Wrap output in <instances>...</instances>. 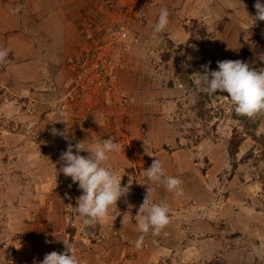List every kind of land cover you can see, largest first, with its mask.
I'll return each instance as SVG.
<instances>
[{"label": "crops", "instance_id": "crops-1", "mask_svg": "<svg viewBox=\"0 0 264 264\" xmlns=\"http://www.w3.org/2000/svg\"><path fill=\"white\" fill-rule=\"evenodd\" d=\"M116 1L117 5H125L128 0ZM151 1L148 18L136 25L143 43L131 55V69L121 70L118 76L133 96L130 109L124 111L89 98L77 104L64 102L75 77L71 58L81 46L80 33L74 34L76 20L93 12L94 6L98 12H105L102 5L105 0H0V48L10 50L0 63V104L3 98L8 102L2 105L3 109L0 107V116L6 110L4 114L13 117L12 122H5L8 136L0 162L6 159L5 164H10L5 171L8 196L19 197L4 206L9 241L0 242V264H40L45 254L64 252L63 240L71 239L81 264H93L96 254L91 260L89 252L83 253L82 249L94 247V251L100 252L99 243L104 245L103 256L98 255L101 264H162V261L182 264L175 261L189 251L190 247L184 243L190 241L198 243L192 249L200 259L199 248L206 239L200 236L201 231L189 235L201 221H191L190 215L183 213L190 211L185 192L176 197L164 185L150 181L145 172L159 159L165 173L179 178L185 191L186 175L176 169L184 164L182 149H176L168 141L160 142L168 139L164 128L169 123L164 121H168L170 111L171 98L167 97L170 88L153 89L141 84L145 79L157 81L156 77L142 75V70L151 68L152 56L157 57L167 41L178 45L188 40L186 17L193 11L202 13L203 4L209 1ZM67 3L76 5L70 9ZM80 3L90 5L78 9ZM165 7L170 13L168 26L155 33L159 12ZM106 139H112L119 150L109 154L105 166L122 178L121 186H126L128 192L110 207L107 218L85 225V218L75 209L82 190L60 171L63 167L60 155L69 142L75 145L84 141L86 147H92ZM134 178L137 182L132 184ZM16 179L22 182L18 187L11 185ZM147 187L154 190L152 200L166 203L175 215H170V223L158 235L146 234L138 249L135 243L142 233L136 223L137 214ZM39 212L44 215L43 220L38 218L44 234L39 244L34 245L36 238L20 237L19 231L11 228L30 230L36 220L34 215ZM69 227L70 233L66 231Z\"/></svg>", "mask_w": 264, "mask_h": 264}, {"label": "rangeland", "instance_id": "rangeland-1", "mask_svg": "<svg viewBox=\"0 0 264 264\" xmlns=\"http://www.w3.org/2000/svg\"><path fill=\"white\" fill-rule=\"evenodd\" d=\"M144 1L151 4L152 8L151 0ZM207 1L209 2L203 4L202 13L193 11L190 17H186L189 23L184 28L188 33V40L178 45L167 41L163 49L159 50L157 57L152 56L151 68L142 70V75L157 78V81L153 79L151 82L145 79L141 84L142 87L170 88L167 95L171 98L170 107L168 106L170 111L168 121H164L169 123V126L164 128V133H168V139L163 138L160 142L163 144L168 141L176 149H182L184 164L181 167L176 165V169L183 170L186 175L183 184L185 199L190 210L183 213H188L191 221H201L200 225L192 227L189 235L201 231L200 236L206 239L199 248L200 259L192 249V245L196 246L198 243L190 241L184 243L185 246L190 247L189 251L175 262L264 264V251H261L264 247V146L261 142H256L245 135L243 127L245 116L235 113L226 92L209 94L194 84L197 73L203 70L202 65L211 62L210 70H217V61H243L244 48L256 45L260 36L264 34V21L254 19L256 0ZM116 2V0H105L102 4L105 12H98L94 6L93 12L86 13L76 20L74 34L80 33L82 39L81 28L86 19L92 16L102 17L105 22L112 18L111 20L116 22L121 20L128 23L132 45L130 52L124 54L115 68V74L119 71L117 74L119 76L121 70L131 69L129 66L131 55L135 47L143 43L136 25L146 21L148 17L145 20L129 23L126 21L127 10L124 5H117ZM75 5V3H67L70 9ZM87 5L90 4L80 3L78 9ZM260 68H264V64L258 67ZM126 89L129 93L128 110L133 96L127 87ZM3 104L8 105L7 98L2 99L0 107ZM5 111H1L0 116V138L3 140L8 136L5 122L7 120L12 122L13 119L7 117ZM234 135L237 136L234 138ZM257 136L264 137V119L260 121ZM232 140L242 141L236 153H232L235 150L232 149L234 148ZM4 146L5 142L4 144L0 142V153L4 151ZM5 160L2 159L0 162V242L9 241L8 227L5 225L7 213L4 206L15 198L19 200L18 196H8L9 183L6 178L8 172L5 171L9 170L10 164H5ZM15 168L18 170V165H15ZM11 169L13 168L10 167ZM131 181L132 184L137 182L136 179ZM14 182L11 185L16 187L22 183L18 179ZM174 203H177V199ZM176 208L175 205L173 211ZM171 214L175 215L170 210ZM34 216L36 220L32 222L30 230L28 227H16L11 230L19 231L20 237L31 235L33 239L36 238L34 245H37L39 238L44 234V228L40 224L42 221L38 218L43 220L44 215L43 212H39ZM66 231L70 233L72 228L69 227ZM70 241L72 243V239ZM98 247L103 248L104 245L99 243ZM101 248L100 252L94 251V247L90 250L82 248L80 250L82 249L83 253L89 252L88 258L91 255V260L96 254L93 264H101L98 261V255L103 256ZM96 249L99 250L97 247ZM166 260L171 262L169 258Z\"/></svg>", "mask_w": 264, "mask_h": 264}, {"label": "clouds", "instance_id": "clouds-1", "mask_svg": "<svg viewBox=\"0 0 264 264\" xmlns=\"http://www.w3.org/2000/svg\"><path fill=\"white\" fill-rule=\"evenodd\" d=\"M254 7L255 21H264V3L256 0ZM169 15L166 7L161 8L154 27L155 33L165 30ZM9 51L7 48H0V63L6 60ZM210 63L202 65V72L197 73L194 79L197 88H202L209 94L226 92L238 115L254 118L264 113V68L253 69L241 60H223L217 61L218 70H210ZM118 150V145L112 139L96 142L92 147H86L84 141H78L75 145L69 142L67 150L60 155L63 162L60 171L70 177L73 183H78L79 189L82 190L75 209L85 218V225H92L107 218L110 207L116 205L128 192L126 186H121L122 178L105 166V162L110 159L109 154ZM81 152H87L88 155L83 156ZM145 172L150 181L164 185L167 191L174 193L176 197L184 195L182 181L167 175L159 159H155ZM153 191L147 187L137 214L139 218L136 223L142 233L135 243L138 249L142 246L146 234L158 235L170 223L169 206L166 203H155L151 198ZM63 243L64 252L47 253L40 264H81L71 241L63 240Z\"/></svg>", "mask_w": 264, "mask_h": 264}, {"label": "built area", "instance_id": "built-area-1", "mask_svg": "<svg viewBox=\"0 0 264 264\" xmlns=\"http://www.w3.org/2000/svg\"><path fill=\"white\" fill-rule=\"evenodd\" d=\"M124 8L127 10L126 21L132 23L145 20L151 4L130 0ZM111 19L105 22L102 17L92 16L84 22L80 49L71 58L75 77L66 94L65 105L89 98L96 103L113 104L120 110H127L129 93L119 82L115 68L124 54L130 52V25ZM0 142L4 144L5 140L0 138Z\"/></svg>", "mask_w": 264, "mask_h": 264}, {"label": "trees", "instance_id": "trees-1", "mask_svg": "<svg viewBox=\"0 0 264 264\" xmlns=\"http://www.w3.org/2000/svg\"><path fill=\"white\" fill-rule=\"evenodd\" d=\"M264 3V0H261ZM252 11V10H251ZM242 60L249 64V66L253 69H258L260 65L264 64V34L260 36L259 42L254 46H246L243 50ZM218 70V69H217ZM264 119V113L255 116L254 118H248L245 116L244 118V130L245 135L250 136L256 142H261L264 146V137L257 136V131L260 125V121ZM237 135H234V138ZM242 141L234 142L232 140V144L234 145V152L236 153L238 148L241 146ZM264 189V182H263Z\"/></svg>", "mask_w": 264, "mask_h": 264}]
</instances>
